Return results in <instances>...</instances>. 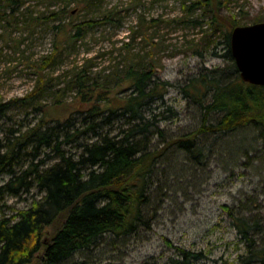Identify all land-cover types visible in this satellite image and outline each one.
I'll list each match as a JSON object with an SVG mask.
<instances>
[{"label": "rangeland", "instance_id": "374dc122", "mask_svg": "<svg viewBox=\"0 0 264 264\" xmlns=\"http://www.w3.org/2000/svg\"><path fill=\"white\" fill-rule=\"evenodd\" d=\"M195 1L0 0V101L23 98L35 88H43L33 105L13 107L0 116V154L12 137L10 130L23 131L40 118L34 109L37 105L49 107L59 94L60 103L70 110L75 92L67 88V81L74 68L86 69L89 76L122 68L126 43L129 55L151 54L159 67L156 77L173 85L161 102L150 106L158 114L157 125L165 138L198 128L201 112L179 88L199 72L228 68L225 24L231 17L239 26L264 22V0H227L219 10L222 26L210 25V12L192 7ZM69 22L95 25L80 40L61 44L63 37L57 36L54 26ZM142 26L154 45L142 38ZM217 115L210 114L206 124H214ZM199 142L200 159L170 147L156 162L144 207L151 217L150 228H139L115 245H111V236H105L67 263L167 264L173 256L167 246L171 242L202 251L205 257L196 264H242L238 256L247 254L249 242L238 235L229 211L250 224L258 221L264 228V129L248 125L202 135ZM152 145L157 146L158 141ZM47 153L53 156L50 150L42 151L37 161ZM28 162L20 156L12 168L19 174ZM6 181L8 177L3 176L0 185ZM39 195L35 187L28 192L22 188L15 197L5 195L0 199V217L27 208Z\"/></svg>", "mask_w": 264, "mask_h": 264}, {"label": "trees", "instance_id": "16d2710c", "mask_svg": "<svg viewBox=\"0 0 264 264\" xmlns=\"http://www.w3.org/2000/svg\"><path fill=\"white\" fill-rule=\"evenodd\" d=\"M226 1L197 0L192 7L208 9L210 25L222 26L219 10ZM94 25L69 22L54 28L57 36L63 37L62 44L80 40ZM225 26L228 68L199 72L179 88L203 117L192 131L165 138L157 125L158 114L150 106L161 102L173 85L156 77L159 67L151 54L140 58L129 55L128 43L122 68L116 66L105 75L93 76L86 69L74 68L67 81V88L75 92L69 111L57 94L51 106L34 108L41 114L35 123L23 131H9L12 137L7 138L6 150L0 154V180L8 177L0 185V199L7 194L15 197L22 188L28 192L35 187L40 195L27 208L0 217V264H68L72 256L90 250L105 236H111V245H115L139 228H150L151 217L144 212L149 177L170 147L200 159L202 135L248 125L264 129V87L239 79L229 50V31L239 23L231 17ZM142 27V38L154 45ZM42 90L37 87L23 98L0 101V116L13 107L33 105ZM214 113L218 114L216 122L206 124V118ZM154 140L157 146L152 145ZM46 150L53 156L47 153L37 161ZM20 156L29 162L17 174L12 166ZM229 214L238 235L249 242L247 254L238 256L240 263L264 264V228L258 221L250 224L245 217ZM167 244L173 250L167 264H196L205 257L202 251Z\"/></svg>", "mask_w": 264, "mask_h": 264}, {"label": "water", "instance_id": "95a60500", "mask_svg": "<svg viewBox=\"0 0 264 264\" xmlns=\"http://www.w3.org/2000/svg\"><path fill=\"white\" fill-rule=\"evenodd\" d=\"M229 50L239 79L264 87V22L234 27L229 34Z\"/></svg>", "mask_w": 264, "mask_h": 264}]
</instances>
